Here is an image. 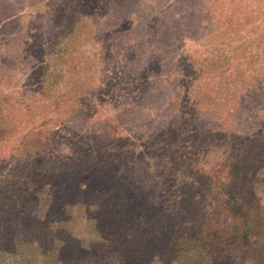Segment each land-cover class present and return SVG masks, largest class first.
Here are the masks:
<instances>
[{"label": "trees", "instance_id": "obj_1", "mask_svg": "<svg viewBox=\"0 0 264 264\" xmlns=\"http://www.w3.org/2000/svg\"><path fill=\"white\" fill-rule=\"evenodd\" d=\"M72 1L75 4L71 10L63 14L66 0H0L4 15L1 27L10 23L14 29L30 7L35 12L34 20L40 24L42 19L48 21L47 34L36 39L39 45L34 43L26 51L29 55L36 45L35 53L40 56L35 70L38 88L30 94L40 98L32 101L47 102L55 114L74 102L71 88L79 82L81 70L88 69L85 63L71 68L65 51L72 48L71 52L86 57L87 24L73 16L82 14L80 18H85L97 0ZM24 30L28 29L20 31ZM2 46L0 68L16 67L18 50L10 49V43ZM181 68L185 80L195 84L197 74H188L195 69L188 64ZM159 70L154 66L152 78L147 77L151 89L157 83L153 78L162 76ZM216 70L213 68V73ZM69 72L76 73L74 78L66 74ZM211 91V85L204 86L195 105H206ZM24 104L11 96L0 99V235L13 227L17 243L28 240L27 228L31 225L48 229L47 247L45 251L38 248L37 256H28L32 263L42 256L47 261L41 264H247L249 259L264 264V205L259 196V192L264 194V138L249 139L245 150L238 146L225 152L222 160L207 170L193 149L167 155L166 147L153 142L150 154L132 155L129 144H122L124 140L109 130L105 135L110 140H104L103 134L92 140L105 150L126 148L123 158L105 154L98 159L88 157L90 162L81 165L68 157L71 170L66 171L52 166L48 155L42 154L47 152L45 141L50 133L44 124L29 119L31 127L23 130L13 124L17 111L25 109L31 117L35 107ZM198 107L193 108L194 117ZM191 122L188 117L184 126L190 127ZM66 132L70 133L67 140L71 145L92 144L78 133ZM16 138L21 140L12 146L16 150L3 158L8 139ZM136 163L143 165L139 167L141 176L126 175ZM79 203L90 211L96 234L86 246L63 225L70 209ZM107 237L114 239L112 251L106 247ZM3 246L0 243V254L6 252Z\"/></svg>", "mask_w": 264, "mask_h": 264}, {"label": "rangeland", "instance_id": "obj_2", "mask_svg": "<svg viewBox=\"0 0 264 264\" xmlns=\"http://www.w3.org/2000/svg\"><path fill=\"white\" fill-rule=\"evenodd\" d=\"M74 4L66 0L63 14ZM87 12L85 18H80L82 14L73 16L87 24L86 57L71 52V48L65 51V59H70L71 68L85 63L88 69L81 70L74 88L68 85L74 102L61 114H55L47 102L34 103L32 100L38 102L40 96L30 95L38 88L35 70L40 56L35 53L36 45L29 55L26 48L39 45L36 39L47 34V19L38 17L41 24L34 20L30 7L14 29L10 23L0 26V51L3 43H10V49L18 50L15 55L20 54L16 67L0 68L4 71L0 75V99L11 96L35 107L31 117L25 109L17 111L13 124L21 130L31 127L29 119L44 124L50 133L45 141L47 152L42 154L48 155L52 166L71 170L68 157L81 165L90 162L88 157L98 159L105 154L123 158L126 148L116 146L117 150L110 151L94 144L92 139L101 134L110 140L105 135L109 130L124 140L122 144H129L132 155L150 154L153 142L166 147L167 155L193 149L207 170L219 163L225 152L238 146L245 150L249 139L264 138V0H97ZM3 16L0 11V18ZM23 28L29 31L21 32ZM185 64L195 69L188 73L197 74L195 84L182 76L180 65ZM154 66L160 68L162 76L153 78L157 83L151 89L147 77L152 78ZM66 74L70 78L76 75ZM208 85L213 91L200 108L195 100ZM194 105L200 109L196 117ZM188 117L193 120L190 127L184 126ZM70 130L92 144L71 145L67 140L70 133L66 132ZM20 141L8 139L3 158H9L17 148L12 146ZM136 164L125 174L140 177L143 165ZM261 178L264 181V170ZM259 196L264 205V194L259 192ZM90 218L87 206L79 203L63 223L85 246L96 237ZM27 232L28 240L17 243L13 227L0 235L6 249L0 254V264L47 261L38 256L32 263L28 256H37L38 248L45 251L49 230L31 225ZM106 247L108 251L115 249L113 238H106ZM247 264H255V260L249 259Z\"/></svg>", "mask_w": 264, "mask_h": 264}]
</instances>
